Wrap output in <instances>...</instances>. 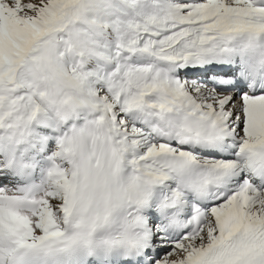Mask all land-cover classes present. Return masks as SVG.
Segmentation results:
<instances>
[{"label":"snow or ice","instance_id":"6c2138e0","mask_svg":"<svg viewBox=\"0 0 264 264\" xmlns=\"http://www.w3.org/2000/svg\"><path fill=\"white\" fill-rule=\"evenodd\" d=\"M0 264H264V0H0Z\"/></svg>","mask_w":264,"mask_h":264}]
</instances>
